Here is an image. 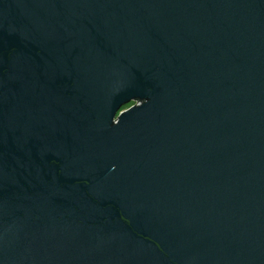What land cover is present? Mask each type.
Returning a JSON list of instances; mask_svg holds the SVG:
<instances>
[{
  "label": "water",
  "instance_id": "obj_1",
  "mask_svg": "<svg viewBox=\"0 0 264 264\" xmlns=\"http://www.w3.org/2000/svg\"><path fill=\"white\" fill-rule=\"evenodd\" d=\"M0 264H264V0H0Z\"/></svg>",
  "mask_w": 264,
  "mask_h": 264
},
{
  "label": "rangeland",
  "instance_id": "obj_2",
  "mask_svg": "<svg viewBox=\"0 0 264 264\" xmlns=\"http://www.w3.org/2000/svg\"><path fill=\"white\" fill-rule=\"evenodd\" d=\"M134 103H130L128 105H126L124 108H122V110L128 109L129 107H131Z\"/></svg>",
  "mask_w": 264,
  "mask_h": 264
},
{
  "label": "flooded vegetation",
  "instance_id": "obj_3",
  "mask_svg": "<svg viewBox=\"0 0 264 264\" xmlns=\"http://www.w3.org/2000/svg\"><path fill=\"white\" fill-rule=\"evenodd\" d=\"M132 103H134V104H135V102H132ZM134 104H133V105H134Z\"/></svg>",
  "mask_w": 264,
  "mask_h": 264
}]
</instances>
